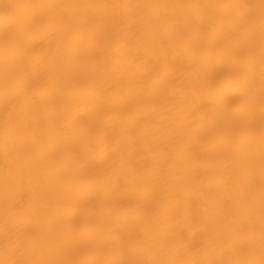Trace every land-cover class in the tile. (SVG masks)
I'll return each instance as SVG.
<instances>
[{
  "label": "bare ground",
  "instance_id": "6f19581e",
  "mask_svg": "<svg viewBox=\"0 0 264 264\" xmlns=\"http://www.w3.org/2000/svg\"><path fill=\"white\" fill-rule=\"evenodd\" d=\"M0 264H264V0H0Z\"/></svg>",
  "mask_w": 264,
  "mask_h": 264
}]
</instances>
